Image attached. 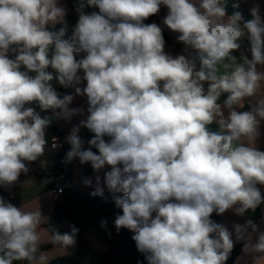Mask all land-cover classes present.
Here are the masks:
<instances>
[{
  "label": "clouds",
  "instance_id": "clouds-1",
  "mask_svg": "<svg viewBox=\"0 0 264 264\" xmlns=\"http://www.w3.org/2000/svg\"><path fill=\"white\" fill-rule=\"evenodd\" d=\"M161 6L168 9L164 27L184 45L175 57L164 51L162 27L143 23ZM74 8L73 35L62 39L63 27L48 28L66 23L60 0H0V186L13 185L29 171L24 161L44 154L51 120L41 112L64 119L84 113L69 107L74 96L59 94L55 80L87 98L86 118L67 137L66 160L90 162L97 173L111 166L104 183L124 194L115 198L122 209L117 232L137 233L133 240L147 264H225L232 233L211 214L234 209L243 216L264 202L256 186L264 185V151L254 146L264 122L259 6L248 21L239 12L228 16L221 0H77ZM245 37L251 59L240 51ZM250 97L256 102L242 111ZM213 123L219 131L209 130ZM81 126L94 133L88 144L99 154L83 150ZM96 182L92 195L102 196L99 175ZM46 222L39 209L0 196V264H48L40 251ZM69 227L63 234L51 230L47 243L66 252L79 231ZM248 227L256 231L251 220L234 225L237 239ZM245 251L264 254V232Z\"/></svg>",
  "mask_w": 264,
  "mask_h": 264
},
{
  "label": "crops",
  "instance_id": "crops-1",
  "mask_svg": "<svg viewBox=\"0 0 264 264\" xmlns=\"http://www.w3.org/2000/svg\"><path fill=\"white\" fill-rule=\"evenodd\" d=\"M75 2L77 3V0H75ZM60 3L65 6L67 10L65 17V24H67L71 22L70 8L66 0H60ZM238 5L240 10L247 12L250 15L251 19L253 18L251 15V9L258 5L260 14L262 17H264V0H238ZM85 11L87 13H91L93 11L98 12L99 9L96 7H87ZM167 13V7L161 6L159 13L154 15V19L152 21L145 19L143 23H156L162 27L163 31H165L173 39V45H168L165 42L164 51L167 54L175 57L176 55L183 54L184 45L180 42H177V33H173L164 27L162 21ZM227 15L230 16L229 14ZM77 22L78 15L76 13L73 21L74 28ZM71 36L65 39H70ZM245 38H243L241 41L242 47L240 51H243L246 54L247 48L244 45ZM240 51H236L233 54L239 57ZM81 55L85 54L82 53ZM9 58L14 59L15 53L9 52ZM79 58L80 56H77V59ZM249 59H251V57ZM21 70L24 69L22 68ZM51 71L54 72L53 69ZM221 71H223V69H221ZM52 83L59 94H72L74 96L72 103L69 105L70 108L82 107L85 109L84 113L82 115H74L69 119H64L57 118V116L53 114L52 110L41 112L42 117L47 116L51 120V123L46 129L45 138L47 144L44 154L36 161H24L29 171L27 173L22 172L18 177V180L13 185L8 188L0 186V196H2L5 200L19 208L24 207L26 210L34 211L39 209L42 215L47 218V220L51 216L57 201L62 200L64 197L73 192L74 189L78 190L82 194L93 193L97 185V175L100 177V186L103 188V191L108 192L109 190L104 183V175L107 171L111 170V166L106 165L104 169L97 173L92 168L90 162L81 164L78 157L72 159L70 162L66 160V153L71 149V145L67 142V137L71 134L73 127L79 125L80 121L86 118L88 114L86 103L87 98L86 96L77 95L74 88L72 87L69 89L64 88L60 86L55 80ZM163 83L164 81L159 82L161 88L163 87ZM79 86L83 87L84 85ZM226 97L227 94L222 95L220 102L226 99ZM256 99V97L246 98L244 101V107H248L250 109L251 106L256 102ZM36 110L40 111L39 108ZM208 127L210 131H219L218 125L215 123L209 125ZM51 128L55 130L56 135L63 141L65 146L64 151L59 154L51 153L48 149V139L50 133L49 129ZM259 131L260 136L254 142V146L259 150L264 151V122H262ZM78 135L84 141L83 150L90 148L91 146L88 144V141L93 138L94 133L89 131L86 127L81 126ZM105 139L107 140L109 138L105 137ZM91 150L99 154L98 149L91 147ZM61 163H64L68 170L67 176L63 182L57 179L56 176L58 173H52L53 169L56 166H59ZM87 180H91V184H87ZM61 185L65 187L66 193L60 196L54 194L51 189L58 188ZM256 186L260 189L261 194H264V185L257 184ZM238 206L239 205H236L234 207ZM71 210L72 213L60 222L59 227L62 230L71 231L69 225H74L77 229L82 230V241L89 247V251L83 261V264H96V260L100 254L114 251H117L119 256L112 260L109 264H147L144 254L137 250L136 243L131 245L128 242H124L119 235H114L111 237L110 227L114 223L115 215L118 211V208L114 203L101 205L94 202L87 204L72 202ZM258 210L259 214L257 217H255V210L252 209L246 210L243 216L236 215L234 209H229L220 215H218L216 212L211 214L210 219L213 222L225 226L232 233V239L234 241L233 249L239 242H241L240 251L235 257L233 264H264V260L256 262V257L264 254L245 251V244H254L257 241L259 234L264 232V202L258 206ZM102 220L107 221L106 228L101 227L100 222ZM249 220L255 224L256 231H253L252 228L248 227L244 234V239H237L234 225H244L245 222ZM40 231L42 240L44 241V243L41 245L40 251L47 252L49 258L48 262L56 257L68 255L75 251L76 244L72 247H69L66 252L58 247L53 246L52 244L50 247L44 248L49 244L47 241L50 239V230L48 227L42 224ZM135 235V233H132L131 237L133 238Z\"/></svg>",
  "mask_w": 264,
  "mask_h": 264
},
{
  "label": "trees",
  "instance_id": "trees-1",
  "mask_svg": "<svg viewBox=\"0 0 264 264\" xmlns=\"http://www.w3.org/2000/svg\"><path fill=\"white\" fill-rule=\"evenodd\" d=\"M68 3V6L70 8V18L71 22L67 24L62 25H56V26H48L50 31L58 32L62 27L65 29V35L62 37V39H65L73 34L74 30V18L76 15L74 5L76 4L75 0H66ZM221 3L226 8V13L230 16L236 12H239L244 21L251 20L250 15L247 12H244L240 10L238 5V0H221ZM154 19V15L147 18L148 21H152ZM163 38L165 42L168 45H173V39L165 32L163 31ZM244 45L247 48L246 55L248 57H251L250 51L248 49L250 48V43L247 39V37L244 40ZM52 69L49 68L48 71H51ZM71 88V87H69ZM67 88V89H69ZM242 111L250 110L248 107H244L241 109ZM50 133L55 134L56 132L54 129H49ZM60 171L59 166H56L52 173L56 174ZM123 193H116V192H110V191H103V195H92V193L88 194H82L78 190L74 189L73 192H71L69 195L64 197L62 200H58L56 205L53 208L51 216L48 218L47 222L44 224V226L48 227L49 230H56L59 231L61 234L70 232L62 230L59 227V224L61 221H63L68 215L72 213L71 210V203L77 202L79 204H87V203H98L101 205H106L109 203L115 204V198L116 197H123ZM264 196V194H262ZM117 214H122V209L118 208ZM259 214L258 207L255 209V217H257ZM115 215V217H116ZM251 228V227H250ZM135 233L134 230H130L127 228H121L119 232H117L114 223L110 227V235L113 237L114 235H119L124 242H128L131 245L135 243L133 238L131 237V234ZM82 235L83 232L81 229H79L78 233L76 234V248L75 251L71 254L56 257L48 262V264H83V261L89 251V247L83 243L82 241ZM51 246V243H49L44 248H48ZM241 248V242H239L236 247L231 251L228 259L226 260L225 264H233L235 257L239 253ZM119 256V253L117 251L114 252H108L105 254H100L96 260V264H109L112 260L116 259ZM13 264H28L27 261H14Z\"/></svg>",
  "mask_w": 264,
  "mask_h": 264
},
{
  "label": "built area",
  "instance_id": "built-area-1",
  "mask_svg": "<svg viewBox=\"0 0 264 264\" xmlns=\"http://www.w3.org/2000/svg\"><path fill=\"white\" fill-rule=\"evenodd\" d=\"M64 143L63 141L55 134L49 133V139H48V149L51 153L59 154L64 151ZM60 171L57 174V179L61 182H63L67 176L68 170L64 163H61L59 165ZM52 192L56 195H64L66 193L64 186H59L58 188L51 189Z\"/></svg>",
  "mask_w": 264,
  "mask_h": 264
}]
</instances>
